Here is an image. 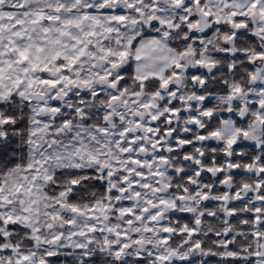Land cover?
I'll use <instances>...</instances> for the list:
<instances>
[{
    "label": "snow or ice",
    "instance_id": "obj_1",
    "mask_svg": "<svg viewBox=\"0 0 264 264\" xmlns=\"http://www.w3.org/2000/svg\"><path fill=\"white\" fill-rule=\"evenodd\" d=\"M0 264H264V0H0Z\"/></svg>",
    "mask_w": 264,
    "mask_h": 264
}]
</instances>
